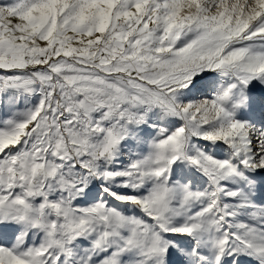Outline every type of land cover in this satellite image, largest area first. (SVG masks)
<instances>
[{
    "label": "snow or ice",
    "instance_id": "obj_1",
    "mask_svg": "<svg viewBox=\"0 0 264 264\" xmlns=\"http://www.w3.org/2000/svg\"><path fill=\"white\" fill-rule=\"evenodd\" d=\"M0 264H264V0H0Z\"/></svg>",
    "mask_w": 264,
    "mask_h": 264
}]
</instances>
